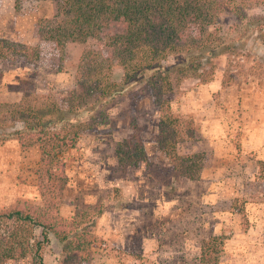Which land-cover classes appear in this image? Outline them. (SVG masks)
I'll return each mask as SVG.
<instances>
[{"label": "rangeland", "instance_id": "374dc122", "mask_svg": "<svg viewBox=\"0 0 264 264\" xmlns=\"http://www.w3.org/2000/svg\"><path fill=\"white\" fill-rule=\"evenodd\" d=\"M239 6L241 15L228 11L219 25L233 52L165 98L178 121L168 132L160 126L167 106L125 86L115 66L123 95L88 114L90 100L70 117L87 131L48 172L39 144L0 134V213L29 209L67 238L51 235L45 264H201L204 243L216 237L218 264H264V24L244 44L250 23L264 19V0ZM55 14L54 1L17 11L15 0H0V38L31 48L0 60V109L66 110L70 93L80 90L78 69L92 42L62 50L42 40L39 21ZM36 236L42 239V229ZM6 264H33V257Z\"/></svg>", "mask_w": 264, "mask_h": 264}, {"label": "trees", "instance_id": "16d2710c", "mask_svg": "<svg viewBox=\"0 0 264 264\" xmlns=\"http://www.w3.org/2000/svg\"><path fill=\"white\" fill-rule=\"evenodd\" d=\"M31 1L56 2L55 16L39 21L42 40L62 50L68 43L92 42L79 65L80 90L70 93L66 110L58 104L0 109V134L16 136L22 146L39 144L42 164L48 172L87 131L86 123L79 119L74 122L76 119L70 117H79L90 100L95 104L88 114L99 111L96 105L123 95L125 89L114 80L115 66L122 70L125 86H138L157 104L167 106L166 110L161 108L160 126L164 132L171 125L178 126L165 98L185 80L199 77L205 66L233 52L236 46L219 26L220 19L228 11L241 15L239 5L250 0H15L16 10L21 11L23 4ZM263 24L262 18L250 23L244 44L254 35L250 29ZM30 50L0 38V60L9 55L25 57ZM91 119L97 117L92 115ZM12 122L23 126L15 128ZM12 127L15 130L9 132ZM127 145V140L119 144L118 151ZM168 147L175 150V144ZM259 176L264 181V162L259 163ZM190 177L195 179V175ZM37 229H42V239L36 236ZM52 234L61 242L67 240L56 225L47 224L43 216L29 209L0 213V264L28 256L33 257V264H45L44 252ZM219 256V237L204 243L201 264H218Z\"/></svg>", "mask_w": 264, "mask_h": 264}]
</instances>
